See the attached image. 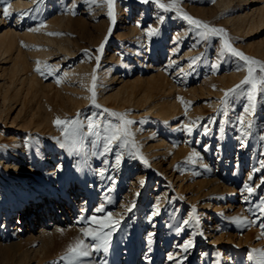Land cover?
Returning a JSON list of instances; mask_svg holds the SVG:
<instances>
[{
  "label": "rangeland",
  "instance_id": "obj_1",
  "mask_svg": "<svg viewBox=\"0 0 264 264\" xmlns=\"http://www.w3.org/2000/svg\"><path fill=\"white\" fill-rule=\"evenodd\" d=\"M34 1L37 3L33 2L31 7L30 5L29 7L26 6L25 13L14 11L12 14L10 11L11 15L5 20V24L15 29L16 20L20 17L24 18L21 28H19L21 35L17 34L15 38L16 48L24 54L26 61L31 63L28 72L32 73L39 82L38 86L33 88L27 86L23 89L22 101L24 108L41 114L46 111L51 113V129H47V132L44 131L41 137H45L52 151H60L63 148L64 151L70 154L71 159H69L68 166L71 180L66 183V186L62 187L61 196L68 200L69 196L65 193L70 190L73 184L79 186L87 194L86 198H88L90 204L87 213L80 210L81 213L79 212L77 216H74L75 222L78 223L76 225L80 226L81 229L85 227L95 228V224H88L86 221L92 216H95L98 220H104L107 214L111 212V218L120 221L112 234L107 251L101 249L99 252H93L90 257L83 258L78 264H138L139 262H142V264H176V260L181 259L183 264H217V261H219V264H254V262H247L245 257L253 248L264 249V214L260 212L258 207L261 201L264 200V183H262L264 181V167L260 164V161L264 160V151H261L263 141L260 138L261 130H264V91H261V89H264V85H258L255 115L244 112L248 100L245 92L241 90L229 93L227 102L223 103L225 94L240 84L247 75L246 67H244L246 62L224 51L223 39L226 38L230 44L234 45L233 48L253 59L256 43L264 38V26L250 34L233 32L228 21L229 17L234 15L237 6H219V0H177V7H171L169 11L161 9L155 0H150L147 4L141 3L139 0H115L118 6L120 4V7L117 10L114 4V25L108 16V5L104 0H97L95 4L102 2L105 11L104 16L97 19L99 23L95 26L93 24L96 21L88 16L89 13L85 9V4L89 0L80 3H75V0ZM3 2L5 4V0ZM159 3L171 6L173 0H159ZM121 9L123 12H120ZM185 12L196 20H202L212 27L225 30V33L210 34L209 39L205 40L202 33L206 30L196 28L195 25L185 20L182 15ZM67 15L75 20L72 25L73 30H62V32L71 38L73 44L75 43L74 49L76 52L74 50L71 56L68 55L62 65L57 64L61 58L52 62L47 59L48 61L46 60L44 63L39 60L42 63L39 66L44 71V75H41L36 71V66L32 69L35 58L33 52L38 48L41 49L45 42L38 41L39 39L36 38L34 40V37H27L24 33L28 28L36 27L40 29L41 24L44 25L48 21ZM152 29L155 30V34H150L153 31ZM110 30L111 33L109 34ZM36 32H39V30ZM142 36H144V40ZM140 39L143 41L142 46H138L137 43ZM166 40L167 43H165ZM169 41H172L173 44L168 45ZM145 44L147 45L144 46ZM175 44L178 47L181 46V48L179 49ZM101 45H103L102 53L98 51ZM134 45L136 46L134 47ZM141 47H143L142 50ZM137 48L140 49L139 52L144 51L143 55L137 52ZM255 56L261 59L259 62H264L263 57ZM97 58L99 59L97 60ZM84 62L87 63V66L84 65ZM77 66H79V69ZM81 66L84 68H81ZM68 67L70 70L75 68V71L71 70V73L72 71L75 73L71 74V78L74 77L76 80L74 78V80H69L68 70H66ZM238 67L243 70H237ZM233 69L239 73L236 81L230 83L227 78L226 83H221L220 77L224 74H231L234 71ZM160 74L166 77L169 84L177 87L176 96L181 107L178 113L174 115L176 121H169L157 115H151L145 106L142 109L126 101H120V106H116L113 102L107 103L103 100L102 93L110 95L115 91V87L118 89L122 86L126 87V89L122 88V94L125 98L131 94L141 97L144 91L149 88L147 83L152 80L151 77ZM116 75L121 77L120 81L124 80V85H117L118 82L114 81H106L107 78L110 79ZM256 75H260L258 67ZM94 77L95 102L101 105L100 108L93 105L92 86ZM71 81L75 83H71ZM183 81L184 83H182ZM69 86H72L71 89H69ZM77 86L83 90L78 91L80 88ZM204 86L209 87L213 96L203 95ZM220 87H223V94L217 93ZM245 88L251 91L250 85L245 86ZM152 94V100L162 97L155 90ZM67 96L75 99L78 105L75 106L68 102ZM215 102L220 103V105ZM19 109L11 113L12 119L16 118ZM105 109L109 111L106 112ZM110 112L118 115L112 116ZM120 114H126L127 120L134 121V123L127 125L132 135L126 137L128 140L127 146H123L120 141H114L111 151L105 153L103 146L107 142L104 139L107 133L103 129L108 126L109 122L121 124ZM241 117L244 119V128L240 127L241 124H239ZM57 118L62 121L79 119L83 123L84 126L81 132L85 135L83 142L77 145L79 154L70 153L67 147L58 146L61 143L70 144L71 142L65 141V134L61 131L64 125L57 127L54 123ZM149 118H151V121H149ZM187 118L189 122L191 120L190 123ZM89 121L98 122L101 125V129H99L101 132L100 137L87 134ZM249 122L253 125L251 128L247 127ZM185 123L189 124L186 126ZM141 126L145 131L140 130ZM259 127L261 128L259 129ZM189 128L192 130L191 133L188 131ZM2 130L4 131V137L1 136ZM240 130L248 134L244 135ZM146 131L148 133L151 131V133L148 134ZM241 134L242 138L239 137ZM18 135L29 136L28 144H31L29 151L32 158L37 159L39 146L33 139V130L4 129L0 124V139L2 137L9 145H14L12 138ZM148 135L151 136L150 139H146ZM159 138H164L167 141L169 150L156 159L151 157L153 155L148 153L145 146L146 142L158 145L157 140ZM153 139H156V142ZM92 141H96V144L90 143ZM243 145H245V148ZM0 150L3 154L9 153L1 146ZM117 155L121 156L119 165L115 162ZM163 157L167 158L163 159ZM145 160L147 163H145ZM102 166L103 170L100 169ZM101 170L104 171L102 175L100 174ZM77 172L84 173L77 174ZM180 172L189 174L182 182L176 179ZM37 177L48 184L40 176L37 175ZM173 177L174 180H172ZM215 178L218 181L220 190L212 195L216 197L212 201L215 208L212 211L215 214L212 211L209 213L212 227L207 228L205 226L203 228L204 224L200 219L203 212V199H191L188 185ZM15 179H17L16 176L3 171L0 167V180L7 187L6 191L13 196V201L25 210L27 203L30 205L39 201V195L37 198L33 195L29 198L25 196L17 198L11 188ZM181 183L186 185L185 189L179 186ZM245 184L253 189L251 193L243 190ZM38 188L43 191L42 187L38 186ZM157 197L160 199L157 200ZM102 199H105L104 203ZM163 199L165 204H159L161 201L164 202ZM123 200L125 202H122ZM78 203L82 204L81 201ZM157 203L161 215L151 216ZM101 205H103L104 211L96 212L95 209ZM12 206L9 217L15 216V218H18L19 207L16 204H12ZM218 206H221L219 210H217ZM226 208L230 209L225 210ZM129 209L131 210L129 211ZM117 210L120 211L119 214ZM1 213L0 211V215L3 214ZM80 216L84 219H81ZM150 216L151 219H149ZM186 217H188V220ZM235 218H240L242 222H236ZM184 221H188V223L185 224ZM248 221L253 222L248 223ZM3 222L4 217L2 215L1 226ZM72 227L74 228V226L62 227L63 235L55 237L47 247L33 253L25 264H68L66 256L69 247L77 239H85L82 233L72 234ZM151 232L154 233L153 243L149 245L147 237ZM159 233L162 235L160 236ZM189 239L193 241L194 246L184 252L180 246ZM178 241L181 242L178 243ZM39 243L24 245L22 249H39L41 245ZM86 243L91 244L94 242L87 238ZM160 246H165L163 252L159 251ZM169 254H174L176 260H169L167 258Z\"/></svg>",
  "mask_w": 264,
  "mask_h": 264
},
{
  "label": "bare ground",
  "instance_id": "obj_2",
  "mask_svg": "<svg viewBox=\"0 0 264 264\" xmlns=\"http://www.w3.org/2000/svg\"><path fill=\"white\" fill-rule=\"evenodd\" d=\"M82 1H84V0H75V3L76 2L80 3ZM219 1L220 2L217 1L219 3V6H225V7H230L232 5L237 6L235 9L234 15L231 14L232 17L230 16L229 17L230 19L228 21L229 24L232 26L231 30H233V32L239 33V34H250V33H253L255 31L261 29L264 26V0H219ZM33 2L35 3L36 1H34V0H10L11 7H10L9 11H11L12 14L14 11L15 12L21 11L20 13H22V12L25 13V10H26L25 7L26 6L29 7V5L31 7ZM234 2H235V4H234ZM101 3L95 4V3H92L91 0H89L88 3L85 4L86 5L85 9L89 13L88 16L92 19L94 18V20L96 21V22H94L95 24H93L94 26L99 23L97 21V19L100 18L101 16H104L105 9H103V5ZM4 6H5V4H4L3 0H0V124L2 125V127L4 129L5 128L6 129L7 128L8 129L16 128L18 130H24V129L33 130L34 131V138L33 139L36 143H38L39 151H38L37 159L32 158L31 153L29 151L31 144H28L30 138L28 135H26L25 137L21 136L22 135L21 132H20L21 135L14 136L12 138L14 145H9V143L5 142L2 138V137H4V133H3L4 131L2 130L1 131L2 137L0 139V146L2 148H4L5 150H7L9 153L3 154L0 150V167L2 168L3 171L8 172V173L17 177V179H15V181H13V184L11 187L12 191H14L17 198H21L23 196H25L26 198H29L31 195H33L37 198V196L39 195V197H38L39 201H37L33 204H30V205H29V203H27L25 201L27 203L26 204L27 206H26L25 210L21 209V207H19V204L15 203L13 201V196H11L10 193H8L6 191L7 187L5 186V184L3 182H1V180H2V178H1V180H0V211L3 213V214L2 213L1 214L4 217V222H3V225L1 226V216L2 215H0V264H25V262L29 261V258L31 257V255L33 253H37L40 249L47 247L50 244V242L52 240H54L55 237L62 236L63 235V231L61 230L62 227H68L69 228L71 226H74V228L73 227L71 228V233L72 234L77 233V232L81 233V228H80V226L76 225L78 223L75 222L76 219L74 220V216L75 215L77 216V214L80 212V210L83 211L84 213H87L90 209V204L88 202V198H86L87 194H85L84 191H82L79 188V186H75L73 184H72L70 190L66 191V193H65L67 196H69V199L67 200V198L65 199V198H63V196H61L60 191H61L62 187L64 185L66 186L67 185L66 183L69 180H71V175L69 173V166H68L69 165V159H71L70 154L67 153L66 151H64L63 148L60 149V151H52L50 149V146H49L48 142L46 141L45 137L44 138L41 137L43 135L42 133L44 131L47 132L46 131L47 129H51L50 128V124L52 123L51 113L46 111L44 114H41V113L35 112L34 110H31V109L27 110L26 108H24L23 101H22L23 89L27 86L32 87V88L34 86H38L39 82H38V79L32 73L28 72V70L31 67V63L26 61L24 54L19 49L16 48L15 38H16L17 34L21 35L19 28H21L20 26H21L24 18H22L18 15L20 18L18 17L19 19L16 20L17 23L15 25L16 26L15 29L12 28L11 26H9L8 24H5L6 18H4L2 15ZM70 7H72V6H70ZM105 7H106V4H105ZM115 7H116V9L119 8L120 4L118 6V4L115 3ZM117 10H116V12H117ZM121 11H122V9L120 10V12ZM24 13H23V15H24ZM68 13H70V12H68ZM185 13H187V12H185ZM70 14H68V15H70ZM119 14H121V13H119ZM68 15L67 16H61L59 18L56 17L57 19H54L52 21H48L47 23L44 24L45 25L44 27H41L39 29V32L31 30V29H37L34 26L35 28H31V29L28 28V30L24 33V35L26 34L27 37L28 36L34 37L33 38L34 40L36 38L37 40L39 39L38 41L42 40L45 42V44L43 45V47L41 49L38 48L37 50H34V52H33L35 58H34V62L32 63V66H33L32 69L35 66H36L35 69L37 68V62L39 60L42 63H44V61H46L47 59H49V61L52 62L54 60H59V58H61V60H59L57 62V64L62 65L64 60L66 58H68V55L71 56V53H74L75 43L73 44V41L71 40V38L69 36H67V34L62 32V30H69V31L73 30L72 25H73L75 20L72 18H69ZM88 16H87V18H88ZM12 19H13V17H12ZM7 20H9V19H7ZM117 20H118V18H117ZM121 20H123V19H121ZM199 21H202V20H199ZM121 25H122V23H121ZM123 28H120V29H123ZM124 31H125V28H124ZM132 31L134 32L133 29H132ZM147 31L148 30L146 29V32ZM150 31H151V29H150ZM50 33H55V35H51ZM22 35H23V33H22ZM126 37H128V36H126ZM142 37L144 40V36H142ZM93 38H95V37H93ZM225 39L226 38H224L223 40H225ZM152 42H150V43H152ZM137 43L139 44L138 46H140V45L142 46L143 41L140 39V41H137ZM165 43H167V40ZM171 43L173 44L172 41H169L168 45ZM147 44H145L144 46H146ZM135 46L136 45H134V47ZM231 46H234V45L231 44ZM176 47H178V45H176ZM142 48L143 47H141V50H142ZM178 48L180 49L181 46ZM178 48H176V49L178 50ZM137 50H138L137 52H139L140 49L137 48ZM75 52H76V50H75ZM143 52L140 51L139 54L143 55ZM188 52H190V51H188ZM254 54L264 58V38L260 39L256 43L255 49H254ZM255 55H253V59H255L256 61H261V59H258L257 56H255ZM86 64L87 63H85L84 65L87 66ZM52 65H53V63H52ZM54 65H56V64H54ZM81 65H83V63H81ZM79 66H77L78 69H79ZM170 66H171V64H170ZM178 67H180V66H178ZM81 68H84V67L81 66ZM74 69L75 68H73L71 70H74ZM66 70H68L67 73L69 76L68 78H70L69 80H74L75 79L74 77H73L74 79L71 78V74L73 73V71L71 73V70L69 69V67ZM182 70H183V68H182ZM233 70L234 71H232L231 74H224L223 76L220 77L221 83H223V82L226 83L227 78L230 80V83L231 82L234 83L236 81L239 73L235 69H233ZM180 71H181V69H180ZM162 72L164 73V71H162ZM67 73H66V75H67ZM178 73H179V70H178ZM73 74H75V73H73ZM175 74H177V72H175ZM113 76L110 79L107 78L106 81L107 82L114 81V82H118L117 85H124V80L120 81L121 80L120 76H117V75L115 77H113ZM177 77H179L178 74H177ZM151 79L152 80L147 83L149 85V88L144 91V94L141 97H136L133 94H131V95H128L127 98H125L122 94V88L126 89V87L122 86L118 89H116V87H115V91L110 95H107L106 93H102L103 97H104L103 100L107 103L113 102L116 106H120V103H121L120 101H126L129 103L135 104L137 107H140V108H142V107L144 108V106H145L148 109L147 110L148 113L151 115H157L160 118L166 119L169 121L175 120L174 115L176 113H178V111L180 110V107H181L180 103L177 100V96H176V88L177 87L173 84L172 85L169 84L166 77L162 74L154 75L151 77ZM180 79H181V77H180ZM184 81L182 83H184ZM72 82L73 81H71V83ZM73 83H75V82H73ZM72 86H69V89H71ZM204 87H205L204 88L205 90H204L203 95L210 96L213 94L212 91H210L209 87H207V86H204ZM78 88H80V89H78V91L83 90V89H81V87H78ZM179 88L181 89V87H179ZM154 90L158 91L162 95V97L158 98L156 100H152V96H153L152 92H154ZM179 91H181V90H179ZM179 91H177V92L179 93ZM223 92H224L223 87L218 88L217 93L223 94ZM217 93H215V94H217ZM59 95H61V94H59ZM219 96H222V95H219ZM245 98H246V96H245ZM66 99L68 102L74 104L75 106L78 105V102L75 99L71 98V96L70 97L67 96ZM123 99H125V100H123ZM214 101H213V104H214ZM261 102H262V100H261ZM217 105H220V103H218ZM246 105H248V103ZM18 109H19V111L17 113L16 118L12 119L11 113L15 112ZM183 118H185V117H183ZM149 121H151V118H149ZM149 121H147V122H149ZM188 122H189V119H188ZM190 122H191V120H190ZM189 123H187V124H189ZM187 124H186V126H187ZM52 127L54 128V126H52ZM234 127H235V125H234ZM234 127H233V129L235 130ZM240 127H242V126H240ZM261 127H259V129ZM237 128H238V125H237ZM140 130L141 131L144 130L143 126L140 127ZM237 130H239V129H237ZM240 131H241V133H243L242 130H240ZM50 132H51V130H50ZM146 132L148 133V131H146ZM149 132L151 133V131H149ZM8 133H10V132H8ZM150 133H148V134H150ZM52 134L54 135V133H52ZM256 134H257V132H256ZM261 136H264V130L263 131L261 130ZM239 137L242 138V134ZM150 138H151V136H149V135L146 137V139H150ZM146 139H145V141H146ZM245 139H246V137H245ZM142 140H144V139H142ZM153 140L155 141L156 139H153ZM238 140H240V139H238ZM157 141H158V145H155L154 143L150 144V143L146 142V146H145V149L148 151V153L153 155L151 157L156 158V159L161 154H166L167 151L169 150V146H168L169 144H167V141L164 138H159ZM249 141H250V139H249ZM252 141H254V140H252ZM262 141H263V147H262L261 151L263 152L264 151V140H262ZM59 142H61V141H59ZM247 142H248V140H247ZM90 143H92V142H90ZM58 146H60V145L58 144ZM244 146L245 145H243V147ZM248 154H249V152H248ZM246 155H247V153H246ZM237 156H239V155H237ZM261 156H263V155H261ZM166 158L163 157V159H166ZM158 159H160V158H158ZM261 159H262V157H261ZM92 160H93V158H92ZM157 162H159V161H157ZM203 162H205V161H203ZM73 163H74V161H73ZM202 164H204V163H202ZM95 165H96V163H95ZM95 165H94V167H95ZM104 165H106V164H104ZM111 166H112V164H111ZM102 168H103V166L100 169H102ZM218 168H220V167H218ZM102 170H101V172H104ZM181 172H182V170H181ZM252 172H253V170H252ZM82 173H84V172H77V174H82ZM180 173H178V176L176 179L178 181L182 182V181H184L185 178L188 177L189 174H187V172H184L183 173L184 175L182 173L181 174ZM37 175L40 176L41 178H43L45 181H47L48 184L44 183L41 179H39L37 177ZM161 175H163V174H161ZM173 176H175V175L173 174ZM96 177H97V175H96ZM120 177H121V175H120ZM172 180H174V177ZM100 181H102V180H100ZM70 183H72V182L70 181ZM100 183H102V182H100ZM38 186L42 187L43 191H40ZM103 186H105V185H103ZM179 186L182 189H185V187H186V185H184L183 183H181ZM109 188H110V186H109ZM104 189H105V187H104ZM188 190L190 191L191 199H203L202 200L203 212L201 211L202 214H201L200 219L204 224L203 228L205 226H207V228H211L212 224H211V219H210L209 213L213 209H215L212 201H214V199L216 198V197H213L212 195L220 190L219 186H218L217 179L216 178L211 179V180L208 179L206 181L203 180V181H198L196 183L189 184ZM98 191H99V189H98ZM137 194H138V192H137ZM159 199L157 197V200H159ZM164 199L166 200V198H164ZM174 199H175V197H174ZM104 200H103V203H104ZM126 200H127V198H126ZM165 200H164V202H162V201L161 202L158 201V202H159V204L162 203V205H163V203L165 204ZM79 201H81V203H82L81 205L78 203ZM122 202H125V201L123 200ZM12 204H14V205L16 204V206L19 207L18 208L19 209L18 210L19 211V215H18L19 217L18 218H15V216L9 217V215L11 214ZM100 204H102V203H100ZM122 204H124V203H122ZM159 204L157 203L158 206H159ZM215 204H217V203H215ZM219 207H221V206H218V209L217 208L216 209L219 210ZM160 209H161V207H160ZM228 209H230V208H228ZM228 209L226 208L225 210H228ZM161 211H162V209H161ZM117 212H118V210H117ZM119 212H118V214H119ZM115 213H116V211H115ZM176 213H178V211H176ZM113 214H114V212H113ZM122 215H123V212H122ZM159 215H161V214H159ZM158 217H157V219H158ZM187 218L188 217H186V219ZM159 220L161 221V219H159ZM157 222H158V220H157ZM165 224H167V223H165ZM200 226H201V224H200ZM203 228H201V229H203ZM209 232H210V229H209ZM151 233H153V232H151ZM161 235L162 234H160V236ZM200 236H201V232H200ZM146 237H147V235H146ZM206 238H207V236H206ZM35 242H40L39 244H41V245H40L39 249H31V248L22 249V247L24 245L28 246L29 244H32ZM179 242H181V241H178V243ZM204 242H206V241L204 240ZM213 244H211V245L213 246ZM164 247L165 246H160L158 248L159 251L163 252ZM192 252H193V250H192ZM143 258H145V257H143ZM190 260H188V261H190ZM138 264H142V262H139Z\"/></svg>",
  "mask_w": 264,
  "mask_h": 264
},
{
  "label": "snow or ice",
  "instance_id": "obj_3",
  "mask_svg": "<svg viewBox=\"0 0 264 264\" xmlns=\"http://www.w3.org/2000/svg\"><path fill=\"white\" fill-rule=\"evenodd\" d=\"M39 2V0H38ZM93 3H96L97 0H92ZM104 2L108 5L109 11L108 16L111 18V22L114 25L115 24V15L113 11V7L115 4V0H104ZM141 3H149L150 0H139ZM155 2L158 4V6L161 9H164L165 11H169L171 7H175L177 4V0H173V3L171 6H166L165 4L159 3V0H155ZM11 7L10 0H5V6L3 8L2 15L4 18H8L11 13L9 11ZM183 18L187 20L190 24L195 25L196 28H203L206 31L202 33L203 38L205 40L209 39L210 34H223L225 33V30L223 29H217L215 27H212L208 25L207 23L203 21L196 20L192 18L191 16L185 14H182ZM45 25L41 24V27H44ZM34 31H38L39 29H31ZM111 33V30L109 31V34ZM51 35H55V33H50ZM150 34H155V30L152 31ZM223 50L226 52H229L233 54L236 57H239L241 60L245 61V66L247 70V75L245 78L240 82V84L236 85L235 88L229 90L228 93L225 94V101L223 103L227 102V97L229 93H235L238 90H241L245 92L248 100V105L244 108V112L246 114L255 115L256 107H257V89L258 85H264V62L256 61L252 58L247 57L243 53L237 51L235 48L231 46V44L228 42L227 39L224 40L223 43ZM99 52H103V45H101L100 49H98ZM99 58H97L98 60ZM37 68L36 71L39 72L41 75H44V71L40 68V62H37ZM47 67V66H46ZM257 67L259 69L260 75L257 76ZM237 70H243L238 67ZM58 83L60 81H57ZM251 86V91H248L245 86ZM261 91H264V89H261ZM92 93H93V105L97 108H100L101 105L97 104L95 102V77L93 78V86H92ZM182 100V98H180ZM104 111L108 112L109 110L105 109ZM110 115L117 116V113L110 112ZM119 119L122 121L121 124H112L111 122L108 123V126L103 129L104 132L107 133V135L104 137V139L107 141L103 146V151L105 153L111 151L112 144L114 141H120L123 146H127L128 140L126 137H129L132 135L130 130L128 129L127 125H130L134 123V121L127 120L126 114H120ZM240 124L243 127L244 126V119L243 117L240 118ZM54 123L57 126L64 125L63 128H61V131L65 134V141H70V144L67 143H61V147H67L70 151V153L75 152L76 154H79V150L77 148L78 143L83 142L84 133L81 132V129L83 128V123L79 121V119L74 120H65L62 121L59 118H57ZM253 125L251 122L247 124L248 128H251ZM88 135H93L96 137H100L101 132L99 129H101V125L98 122L89 121L88 125ZM189 133H191V129H188ZM223 131V129H221ZM248 133H244V135H247ZM125 138V139H122ZM262 140H264V136L260 137ZM92 143L95 145L96 141H92ZM116 164L119 165L121 162V156H116ZM145 163L147 161L145 160ZM260 164L262 167H264V160L260 161ZM103 173L101 172V175ZM251 179V177H250ZM264 183V181H262ZM244 191H247L251 193L253 189L245 184L244 185ZM260 212L264 214V200L261 201V203L258 205ZM131 209H129L130 211ZM96 212H103L104 207L103 205L98 206L95 209ZM159 206L157 205L155 210L151 213V216H155L159 214ZM151 216L149 219H151ZM81 219H84L81 217ZM236 222H242L240 218H235ZM253 221H248V223H252ZM88 224H95L96 227H85L81 229V233L85 237V239H77L73 245H71L68 249L66 259L68 260V264H78L79 261H81L83 258L90 257L93 252H99L101 249L107 251V249L110 246L111 238L113 232L116 230L118 225L120 224L119 220H113L111 218V213H108L107 216L104 218V220H98L95 216H92L89 220L86 221ZM185 224L188 223V221H184ZM109 229V230H106ZM153 236L154 233H150L147 237V243L151 245L153 243ZM90 238L94 243H86V239ZM259 239V238H258ZM194 246L193 241L191 239L187 240L183 245L180 247L183 249L184 252H187L190 248ZM169 260H176V257L169 254L167 257ZM64 259V258H62ZM245 260L247 262H254V264H264V249H251L245 257ZM176 264H183L182 259L176 260ZM217 264H219V261H217Z\"/></svg>",
  "mask_w": 264,
  "mask_h": 264
}]
</instances>
